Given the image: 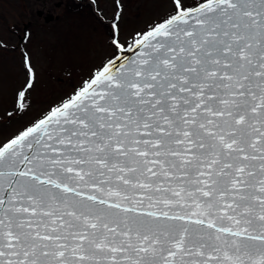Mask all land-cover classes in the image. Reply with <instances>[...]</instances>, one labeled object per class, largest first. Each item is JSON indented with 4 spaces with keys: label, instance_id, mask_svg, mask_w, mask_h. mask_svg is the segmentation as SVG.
<instances>
[{
    "label": "snow or ice",
    "instance_id": "snow-or-ice-1",
    "mask_svg": "<svg viewBox=\"0 0 264 264\" xmlns=\"http://www.w3.org/2000/svg\"><path fill=\"white\" fill-rule=\"evenodd\" d=\"M114 3L113 55L0 140V264H264V0L125 41Z\"/></svg>",
    "mask_w": 264,
    "mask_h": 264
},
{
    "label": "rangeland",
    "instance_id": "rangeland-1",
    "mask_svg": "<svg viewBox=\"0 0 264 264\" xmlns=\"http://www.w3.org/2000/svg\"><path fill=\"white\" fill-rule=\"evenodd\" d=\"M120 39L130 40L173 10L171 0H120ZM191 4V0H187ZM114 0H0V140L71 95L113 55ZM35 73L27 110L12 118L16 94Z\"/></svg>",
    "mask_w": 264,
    "mask_h": 264
},
{
    "label": "water",
    "instance_id": "water-1",
    "mask_svg": "<svg viewBox=\"0 0 264 264\" xmlns=\"http://www.w3.org/2000/svg\"><path fill=\"white\" fill-rule=\"evenodd\" d=\"M130 55H131V53H130Z\"/></svg>",
    "mask_w": 264,
    "mask_h": 264
}]
</instances>
